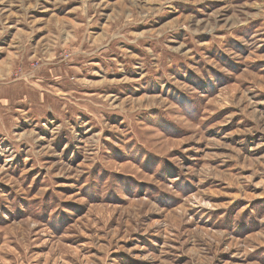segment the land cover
<instances>
[{"label": "rangeland", "instance_id": "obj_1", "mask_svg": "<svg viewBox=\"0 0 264 264\" xmlns=\"http://www.w3.org/2000/svg\"><path fill=\"white\" fill-rule=\"evenodd\" d=\"M0 264H264V0H0Z\"/></svg>", "mask_w": 264, "mask_h": 264}, {"label": "crops", "instance_id": "obj_2", "mask_svg": "<svg viewBox=\"0 0 264 264\" xmlns=\"http://www.w3.org/2000/svg\"><path fill=\"white\" fill-rule=\"evenodd\" d=\"M46 71H48V70H46ZM25 85H26V84H20V86H22L23 88L26 89L25 92H24L23 94H24V97L28 100L29 97H26V95H27L30 91L28 90L27 86H25ZM33 91H35V90H33ZM17 94H19V93H17ZM17 94H16L15 96H17ZM25 98H23V99H25ZM24 102H26V101H24Z\"/></svg>", "mask_w": 264, "mask_h": 264}]
</instances>
